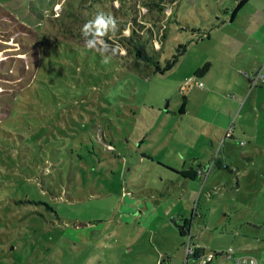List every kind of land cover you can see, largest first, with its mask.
I'll return each instance as SVG.
<instances>
[{
  "label": "rangeland",
  "instance_id": "obj_1",
  "mask_svg": "<svg viewBox=\"0 0 264 264\" xmlns=\"http://www.w3.org/2000/svg\"><path fill=\"white\" fill-rule=\"evenodd\" d=\"M59 1L0 0V264H186L184 215L192 245L264 264V86L248 78L240 97L224 54L211 75L232 78L194 74L198 34L232 0H161L147 15L165 32L159 66L176 61L165 73L49 36ZM189 78L205 87L181 91ZM214 158L189 187L170 183V165Z\"/></svg>",
  "mask_w": 264,
  "mask_h": 264
},
{
  "label": "trees",
  "instance_id": "obj_2",
  "mask_svg": "<svg viewBox=\"0 0 264 264\" xmlns=\"http://www.w3.org/2000/svg\"><path fill=\"white\" fill-rule=\"evenodd\" d=\"M175 1V0H174ZM249 0H236L232 9L231 17ZM60 10H54L46 18L49 36L60 38L74 44L86 45L101 49L117 57L127 56L133 59V65L136 69L143 63H153L161 73L168 71L176 61L159 66L157 52L161 50L156 44H159V38L165 37L164 30L158 25L159 18L154 23L146 19L147 15L153 10H165V5L161 0H60ZM103 19L107 27L98 28L99 20ZM153 47L152 51L147 49V45ZM181 46V45H180ZM209 63L200 67L195 75L207 70ZM184 102L180 107V112H184L186 104ZM192 168L184 169L183 175H189ZM192 216L189 221L191 222ZM173 222L179 228L181 235L188 231L190 224L184 219L183 224ZM203 247H198L197 254L188 259H197L204 252ZM219 255V251H214Z\"/></svg>",
  "mask_w": 264,
  "mask_h": 264
},
{
  "label": "crops",
  "instance_id": "obj_3",
  "mask_svg": "<svg viewBox=\"0 0 264 264\" xmlns=\"http://www.w3.org/2000/svg\"><path fill=\"white\" fill-rule=\"evenodd\" d=\"M235 4L236 0L221 4V10L214 11V16H212L214 19L212 22L208 16H203L205 23L208 24L211 22L212 24H209L208 30L205 29V31H202V33L198 34L201 37V41L196 45L198 46L203 42H207L206 46L208 45V47H205L207 50L204 52L205 56L202 59L203 61L196 65L194 74L204 64L209 63L208 69L202 73H199V76H203L209 85L211 83L216 84L218 82L226 81L227 79L232 78L230 75H224L226 74V71L222 72L221 75H215L217 76L215 80L212 78L211 70L215 67V64L210 57L213 55L219 57L221 54H224L225 58L227 59L224 60L226 61V67L233 70L237 76L233 80L234 88L239 93L240 97L242 96L244 99L246 96V91L248 90V78L249 80L251 78L249 75L251 73H255L258 69H262L263 71L264 68V0H249L232 18L231 13ZM243 70L245 72L246 78L240 75ZM187 76L191 77V73H187L185 77ZM183 96H185L186 102L190 101L189 95L184 94ZM236 102L239 103V100H236ZM185 110L186 108H184V111ZM225 142L226 140L224 139L223 143ZM169 168L179 175L175 181L171 179L170 183L172 186L176 184H186L189 187L190 180L196 181L199 175L201 176V174L197 172L198 168L196 167H190L192 168V171L189 175H183L181 172H179L189 168H178L171 165ZM183 191L184 190L182 189V192ZM175 213L177 215L180 214L179 212ZM173 219L177 221L178 224H183L184 219H187L190 223L187 226V229L191 230L193 216L191 222L189 221L190 218L186 217V215L182 217H173L172 221ZM180 219L183 220L182 223L180 222ZM183 236H185V234ZM188 260L189 259L186 258V264H188ZM217 263L229 264V261L224 259V257H220L217 258L216 261L212 262V264Z\"/></svg>",
  "mask_w": 264,
  "mask_h": 264
},
{
  "label": "built area",
  "instance_id": "obj_4",
  "mask_svg": "<svg viewBox=\"0 0 264 264\" xmlns=\"http://www.w3.org/2000/svg\"><path fill=\"white\" fill-rule=\"evenodd\" d=\"M59 6V5H58ZM57 8V7H56ZM55 8V9H56ZM60 10V7L56 9V11ZM252 86L261 85L264 86V73L262 69H258L252 76H251ZM191 82H194L196 86L200 88H204L205 84L202 80L189 78L184 84L181 86V90L183 91L187 85H189ZM232 131L228 130L225 134V136L231 135ZM215 158L211 160V162L208 163V167L202 169L200 166L197 169V172L199 174H206L208 175L210 169L214 166ZM225 166V164H223ZM186 241L185 244V253L186 258L193 257L197 254L198 247L197 245L191 244V238L192 234L191 231L188 230L185 233ZM224 257V259L229 261V264H260L259 260L251 255L247 254H235L234 250L232 248L225 250V251H219V255H215L214 251H205L202 253L200 257L194 260L197 264H212V262L216 261L217 258ZM159 264H168L165 262H160ZM218 264V263H217Z\"/></svg>",
  "mask_w": 264,
  "mask_h": 264
},
{
  "label": "clouds",
  "instance_id": "obj_5",
  "mask_svg": "<svg viewBox=\"0 0 264 264\" xmlns=\"http://www.w3.org/2000/svg\"><path fill=\"white\" fill-rule=\"evenodd\" d=\"M97 27L98 28L107 27V24H106V22L103 19H101V20H99Z\"/></svg>",
  "mask_w": 264,
  "mask_h": 264
}]
</instances>
